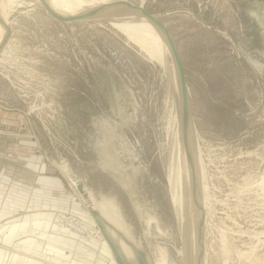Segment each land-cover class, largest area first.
Segmentation results:
<instances>
[{
  "label": "rangeland",
  "instance_id": "obj_1",
  "mask_svg": "<svg viewBox=\"0 0 264 264\" xmlns=\"http://www.w3.org/2000/svg\"><path fill=\"white\" fill-rule=\"evenodd\" d=\"M133 1L166 24L182 57L210 198L206 264H264V0ZM20 3L0 52V159L38 146L50 174L75 173L97 200L117 203L153 264L161 246L169 264H185L192 245L168 194L179 152L164 69L118 24L61 23L39 0ZM152 207L160 225L148 223Z\"/></svg>",
  "mask_w": 264,
  "mask_h": 264
},
{
  "label": "crops",
  "instance_id": "obj_2",
  "mask_svg": "<svg viewBox=\"0 0 264 264\" xmlns=\"http://www.w3.org/2000/svg\"><path fill=\"white\" fill-rule=\"evenodd\" d=\"M34 149L25 154L27 159L22 154L0 159V264H42L45 259L53 264H118L106 240L88 238L58 221L57 211H72L88 224L81 209L88 210L71 178L46 171L48 162L40 164V149Z\"/></svg>",
  "mask_w": 264,
  "mask_h": 264
},
{
  "label": "water",
  "instance_id": "obj_3",
  "mask_svg": "<svg viewBox=\"0 0 264 264\" xmlns=\"http://www.w3.org/2000/svg\"><path fill=\"white\" fill-rule=\"evenodd\" d=\"M12 1V0H11ZM45 12L54 20L61 23H86L95 21L116 22L118 18L133 20L135 17H143L149 21L161 35L164 43L171 54L174 68L178 80L180 103L182 107V135L183 143L187 158L188 172L190 178V194L193 203L197 209L196 216V239L195 247L197 251V263L203 264V238H204V204L201 195V179L199 166H197L196 148V129L193 117L192 99L190 89L186 80L182 57L179 53L177 45L166 24L156 15L148 11L142 3L133 0H114L110 2L98 3L97 5L85 6L84 10L75 14H63L56 11L48 0H39ZM135 16V17H134ZM2 25L5 26V32L0 43V52L4 48L10 33L11 25L4 18H0ZM10 22V20H9ZM198 168V169H197ZM264 171V159L259 167V175ZM70 178L73 185L79 194V197L94 219L97 227L105 236L106 241L113 250L114 257L118 264H153L150 254L144 246L135 238V235L129 233L126 225L123 227L111 219L108 214L100 207V202L97 200L84 184V181L75 173H70ZM112 199V198H108ZM112 202H115L112 199ZM117 205V203L115 202ZM118 207V205H117ZM125 224V223H124ZM128 246V249L124 246ZM129 250V251H128Z\"/></svg>",
  "mask_w": 264,
  "mask_h": 264
},
{
  "label": "bare ground",
  "instance_id": "obj_4",
  "mask_svg": "<svg viewBox=\"0 0 264 264\" xmlns=\"http://www.w3.org/2000/svg\"><path fill=\"white\" fill-rule=\"evenodd\" d=\"M22 1L23 0H12V2L15 5L21 4L20 2H22ZM48 1L51 3L52 7L60 13L75 14L79 11L84 10L85 6L97 5L98 3L101 4L104 2H110V1H114V0H48ZM10 2H11V0H0V18L1 19L4 18V20L7 23H9V13H10L11 7H12V5H11L12 2L11 3ZM115 21L116 22H114V24H118L123 30H126V34L128 35V37L131 39V41H133L142 50V52L145 53L148 60L158 63L164 69L165 74H167V76L169 77V79L171 81L170 85L173 86L175 96H173V95L172 96H173V102H175L176 110H175V113L173 112V118L174 119L172 121L173 122L172 128L174 126V138L176 141V150L179 152L178 158H177L178 163H177V165H175L176 166L175 170H176V176L178 178V188H180V192H179L180 201L178 200V196L176 194V198H177L176 202L179 205V212L181 211V215L179 218H181L180 219L181 220L180 226H183V227H181L180 230H182L183 233L188 235V242H186V240L183 238V243L184 244L187 243L185 245L187 246L188 249L190 248L188 246L189 243H190V245H192L190 252H189V250L187 251L184 248L182 250V253H184V255H186V258H187L186 261L184 262L185 264H196L197 263V251H196V247H195L196 246L195 245V239H196L197 209L193 203V199L191 197L190 190H189L190 178H189L188 164H187V158H186V153H185V148H184V143H183V135H182V121H183V119H182V107H181V103H180L178 80H177V76H176V72H175V68H174V63H173L171 54L169 53V49L166 46V44L164 43L161 35L154 28V26L149 21H147L145 18L135 17V19H133V20H128L125 18H118ZM5 29H6L5 26L2 25V23L0 21V43L2 41V37L4 35ZM164 71H162V72H164ZM170 98H171V96H170ZM169 101H171V100H169ZM172 109H170V110H172ZM171 133H173V132H171ZM195 133L197 135V132H195ZM2 134H5V133H2ZM171 138H173V136ZM2 139H3V137H2ZM197 140H198V136H197ZM198 146L199 145H198V141H197V148H196L197 166H199L200 179H201L200 183H201V190H202V192H201L202 198L201 199H202V202L204 201L203 204L205 205V217H206V207L208 205L210 198H209V194L207 192L208 186L205 184V173L204 172H203L204 174L202 173V170L204 171V169H203L204 166L201 165L202 161L200 160V157H199L200 152H198ZM105 152H107V151H105ZM106 165H105V167H106ZM107 168H109V167H107ZM66 171H67L66 164L64 166L60 167V172H66ZM261 174H263V175L258 178V180H260V182L262 181V179H264V171ZM69 176H70V172H69ZM75 192H76V190H75ZM100 207H102L104 209V211L108 214V216L111 219H113L116 223L120 224L122 227L125 225L124 219L122 217V213H120L115 202H112V199L104 198L103 201L100 202ZM123 215H124V213H123ZM150 216L151 217H150L148 223H150V220L153 217V215H150ZM154 217H156V216H154ZM204 220L206 221V218ZM185 234H183V237L186 236ZM181 237H182V234H181ZM185 238L187 239V237H185ZM100 239L106 240L103 233H102V238H100ZM124 247L128 249L127 245ZM158 250H159L160 256L156 259L155 264H164V262H166L168 260L167 250L163 246H161ZM203 256L204 255L202 254V262H203V264H206V256L205 257H203Z\"/></svg>",
  "mask_w": 264,
  "mask_h": 264
},
{
  "label": "built area",
  "instance_id": "obj_5",
  "mask_svg": "<svg viewBox=\"0 0 264 264\" xmlns=\"http://www.w3.org/2000/svg\"><path fill=\"white\" fill-rule=\"evenodd\" d=\"M56 217L60 223L69 227L74 232L80 233L88 238H96L98 240H101L100 238H102V233L100 232L101 230L97 226H90L86 224L77 215L73 213L57 211ZM42 264H53V263L49 260H43Z\"/></svg>",
  "mask_w": 264,
  "mask_h": 264
},
{
  "label": "flooded vegetation",
  "instance_id": "obj_6",
  "mask_svg": "<svg viewBox=\"0 0 264 264\" xmlns=\"http://www.w3.org/2000/svg\"><path fill=\"white\" fill-rule=\"evenodd\" d=\"M9 24V23H8ZM147 160H148V162H149V164H151L152 165V167H153V173H154V175L153 176H155V178L158 180L159 179V173L157 172V166L155 167L154 165H155V157H154V155H152L150 158H146ZM169 180H171V184H172V188H173V194H172V191L170 190V193H168L169 194V198H170V202H171V204H173L174 205V207H175V209L177 210V214L179 215V217H180V215H181V211L179 212V205H178V203L176 202L177 201V198H176V194H177V196H178V200L180 201V196H179V192H180V188H178V178H177V176H176V170H175V168H174V170H173V173H172V176H170V178H169ZM170 188V187H169ZM178 201V202H179ZM156 203H162V201L161 200H159V202H157V199H156ZM177 204V205H176ZM163 205V204H162ZM177 206V207H176ZM149 209V208H148ZM149 212H150V209H149ZM180 214H179V213ZM153 213V214H152ZM150 214H152L153 215V217L151 218V220H150V223L149 224H151V222H153V224L154 225H160L159 223V221H162V218H161V213L159 212V209H158V207H156L155 209L152 207V209H151V213ZM156 214V215H155ZM154 216H156V217H154ZM159 219H158V218ZM157 219V220H156ZM177 223V222H176ZM176 226H178L177 224H176ZM158 252H157V257H156V259L160 256V253H159V250H157ZM164 264H169V260H167L166 262H164Z\"/></svg>",
  "mask_w": 264,
  "mask_h": 264
}]
</instances>
